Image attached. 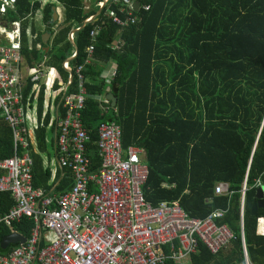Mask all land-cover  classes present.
<instances>
[{"label":"trees","instance_id":"obj_1","mask_svg":"<svg viewBox=\"0 0 264 264\" xmlns=\"http://www.w3.org/2000/svg\"><path fill=\"white\" fill-rule=\"evenodd\" d=\"M57 1L43 9L44 31L31 45L26 30L30 26L36 34L37 29L24 18L40 6L20 0L7 17L22 20V54L27 65L33 68L47 58L46 66L58 73L55 91L69 83L63 63L75 53L73 44L76 46L77 55L69 63L73 80L67 94L77 92L75 70L85 64L91 31L102 26L93 59L83 72L88 80V99L82 121L91 137L87 149L91 170L96 172L102 166L97 148L99 126L115 122L122 129L123 147L135 146L146 153L148 178L143 192L148 203L157 206L178 201L190 217L197 219H205L216 210L226 211L218 224L226 225L234 239L217 255L200 245L191 256V264H246L245 249L250 264H264V236L258 234L264 204L256 215L252 213L258 189L264 188V0H138L149 10L140 9L141 23L122 31L106 18L114 0L90 12L83 0ZM58 5L64 8V27L53 34L57 24L53 9ZM99 12L95 20L86 23ZM75 29L79 30L72 44L69 34ZM46 33L55 35L51 45L43 43ZM118 37L123 46L112 50ZM111 64L117 71L111 84L117 98L114 109L107 98L102 103L96 99L106 93L104 78ZM32 88L28 81L26 98ZM62 96L56 100L54 129L65 114ZM44 98L43 88L38 96L40 118ZM50 122L48 112L43 127L36 131L41 154L47 152ZM13 154L12 130L0 119V161ZM32 157L35 188L59 195L70 189L72 178L67 169H62L65 177L59 185L60 175L51 183V170L44 167L41 156L33 153ZM164 183L170 188H164ZM218 183L228 184L232 194L216 196ZM13 205L10 193L0 194V216ZM33 228V221L28 219L15 224L13 230L0 224V243L11 234L20 235L26 242ZM20 245L0 249V255Z\"/></svg>","mask_w":264,"mask_h":264},{"label":"built area","instance_id":"obj_2","mask_svg":"<svg viewBox=\"0 0 264 264\" xmlns=\"http://www.w3.org/2000/svg\"><path fill=\"white\" fill-rule=\"evenodd\" d=\"M19 1L0 0V119L10 126L14 143L13 156L0 161V194L10 193L14 201L9 212L0 216V224L13 230L15 224L28 219L33 221L34 228L25 243L0 255V264H166L168 261L177 264L190 259L200 245L213 255L226 248L234 239L226 225L218 224L226 211L216 210L205 219H197L190 217L178 201L157 206L146 201L143 192L148 178L146 153L135 146L125 149L122 129L115 122L99 126L97 148L102 166L96 172L91 170L87 152L91 137L82 121L88 99L85 87L88 80L83 72L93 59L94 44L102 26L91 31L85 64L75 70L77 92L67 94L73 80L70 74L68 85L55 91L59 78L49 81L46 72L43 73L46 69L58 75L55 69L42 62L33 68L27 67L22 54V20L10 21L7 17ZM31 2L40 9L24 20H43V9L58 4L57 0ZM110 2L100 0L98 7L103 9ZM137 2L112 1L114 7L107 10L106 18L120 31L139 25L142 20L134 9ZM140 9L148 11L149 7ZM26 36L29 40L36 39L29 29ZM69 38L74 40L72 33ZM122 46L123 41L118 37L111 48L119 51ZM75 56L76 53L71 58ZM109 66L104 78L106 93L96 97L100 103L112 93L111 84L117 73L115 66ZM63 68L73 75L68 61L63 63ZM28 81L33 88L26 98ZM43 88L45 97L57 100L63 95L65 114L58 120L56 145L59 165L71 173L73 186L60 195L33 185L31 135L43 127L50 108L45 103L39 117L34 99L38 100ZM102 109L108 110L104 106ZM163 187L170 188V185L164 183ZM245 192L246 186L242 191V219ZM231 194L228 184L216 185V196ZM259 224H263L259 235L264 236V219ZM245 256L247 259L246 253Z\"/></svg>","mask_w":264,"mask_h":264},{"label":"crops","instance_id":"obj_3","mask_svg":"<svg viewBox=\"0 0 264 264\" xmlns=\"http://www.w3.org/2000/svg\"><path fill=\"white\" fill-rule=\"evenodd\" d=\"M100 0H83L84 2V5L86 7V11L87 12H90L94 9H97V6H98V3H99ZM58 7L60 8H56V11H57V14H58V19H57V24L53 27V34H56L57 32H59V30H61L63 27H64V8L61 6V5H58ZM55 21V20H54ZM31 23H34V25L36 26V29H37V32L36 34H33L36 36V39L35 40H29V45H31L33 42H35L37 40V37L40 35V33H43L44 31V24H43V20H36V21H31ZM28 29L30 30L31 32V27L29 26ZM75 30H79V29H75ZM74 31V30H72ZM71 31V33H72ZM32 33V32H31ZM70 33V34H71ZM46 34H49V33H46ZM69 34V35H70ZM45 35V34H44ZM43 35V36H44ZM50 35V38L47 40L46 44L52 43V40H53V37L55 36H52L51 34ZM42 36V38H43ZM74 36V34H73ZM29 39V38H28ZM43 40V39H42ZM70 40V38H69ZM74 41V40H73ZM44 43V42H43ZM37 49H40V44H37L36 46ZM50 50V47L47 49V52ZM48 59L47 58H44L42 60V63H47ZM41 63V62H40ZM27 64V63H26ZM38 64V63H37ZM36 64V65H37ZM115 65L114 64H111L109 67H114ZM27 67H29L27 65ZM31 68V67H29ZM107 97V95H106ZM35 103H36V107H38V100L34 99ZM46 103V105L49 108L48 112L51 114V122H50V125L47 127V131H46V142H47V152L44 153V154H41L39 151H38V147H37V140H36V132L34 134L31 135V140H32V151H31V154L33 155L34 154H39L43 160V164H44V167L45 168H49L51 170V173H52V178H51V183H53L55 180H56V177L58 175H60V179L59 181L57 182V185H59L62 181V179L65 177V174L62 173V168L60 167L59 165V159H58V152H57V145H56V138H57V131H58V124L57 126L55 127H52V123L53 121L56 119V114H57V107H56V100L53 99V97L51 96H48V98H44V104ZM44 109V107H43ZM33 158V157H32ZM70 173V172H69ZM70 176H71V180H72V183L70 184V189L72 188L73 186V177L70 173ZM261 183H259L260 185ZM262 189H264L263 187H260ZM69 189V190H70ZM261 225L258 224V234L259 232L261 231ZM12 235V234H11ZM15 246V245H14ZM11 247V246H10ZM9 249V248H8ZM7 249V250H8ZM6 250V251H7ZM246 250V249H245ZM245 253L247 254V252L245 251ZM191 259V258H190ZM190 259H186V260H183L181 261L180 263H177V264H191L190 262ZM245 259H246V256H245ZM249 263V260H248V254H247V259H246V264ZM176 264V263H175ZM250 264V263H249Z\"/></svg>","mask_w":264,"mask_h":264},{"label":"water","instance_id":"obj_4","mask_svg":"<svg viewBox=\"0 0 264 264\" xmlns=\"http://www.w3.org/2000/svg\"><path fill=\"white\" fill-rule=\"evenodd\" d=\"M140 8H141L140 2H137V3L134 4V9H135L136 12H139ZM53 10H54V20L57 21L58 14H57L56 8H54ZM99 14H100V12L96 16H93V18H92L91 21L95 20L96 17ZM86 23H88V22H86ZM76 31L77 30L72 31V34H75ZM49 38H50V35L49 34H45L43 36L42 39H43L44 44H46V42H47V40ZM70 41L73 44V40H70ZM73 47H74L75 53L77 55V48H76V46L74 44H73ZM75 57L70 58L68 60V62L71 63L75 59ZM69 74H70V76L72 78V76H73L72 73L69 72ZM106 98L111 103V107L113 109L116 108V106H117V98L112 93L111 94H108ZM263 204H264V189L259 188L258 189L257 202L254 203L253 209H252L253 215H256V212L258 211V209L262 208ZM22 243H25V239L23 237H21L18 234H12V235H9V236H6V237L3 238V240L0 243V249L2 251H6L10 246H14V245L22 244Z\"/></svg>","mask_w":264,"mask_h":264},{"label":"rangeland","instance_id":"obj_5","mask_svg":"<svg viewBox=\"0 0 264 264\" xmlns=\"http://www.w3.org/2000/svg\"><path fill=\"white\" fill-rule=\"evenodd\" d=\"M58 8H60V7H57V9H58ZM60 9H61V8H60ZM45 72H46L47 79H48L49 81L53 80L54 78H56V79L59 78L58 75L55 73V71H49V70L44 69V70H43V73H45ZM53 82H54V81H52V83H53ZM60 92H61V90L58 91V92H56V93L54 94V97L57 96ZM46 98H48V96H46ZM261 226L263 227V224H262Z\"/></svg>","mask_w":264,"mask_h":264}]
</instances>
